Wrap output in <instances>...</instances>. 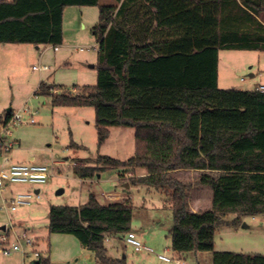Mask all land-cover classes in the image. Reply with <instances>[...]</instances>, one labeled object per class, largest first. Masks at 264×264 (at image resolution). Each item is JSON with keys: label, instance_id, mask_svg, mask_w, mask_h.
<instances>
[{"label": "trees", "instance_id": "obj_1", "mask_svg": "<svg viewBox=\"0 0 264 264\" xmlns=\"http://www.w3.org/2000/svg\"><path fill=\"white\" fill-rule=\"evenodd\" d=\"M114 2L0 0V43L59 47L65 10L99 7L96 85L67 91L40 83L36 94L53 107L93 108L99 149L111 128L134 129L135 153L126 161L99 155L94 164L79 162L74 175L93 180L107 169L124 168L121 177L143 170L127 183L170 194L174 252H212V264H264V255L214 251L218 228L264 216V92L219 87L221 51L264 53V0ZM12 115L6 111L0 122ZM188 171L192 181L180 177ZM195 188L212 190L210 209L192 212ZM134 210L131 198L102 205L90 195L80 206H50L48 230L76 237L103 264H122L105 240L120 243L132 232ZM40 255L37 264H50Z\"/></svg>", "mask_w": 264, "mask_h": 264}, {"label": "rangeland", "instance_id": "obj_2", "mask_svg": "<svg viewBox=\"0 0 264 264\" xmlns=\"http://www.w3.org/2000/svg\"><path fill=\"white\" fill-rule=\"evenodd\" d=\"M114 3V0H101L103 5ZM98 21L99 7L68 8L63 24V44L58 51L51 45L37 50L36 46L29 44L0 43V116L12 109L24 119V123L10 126L11 139L16 141V145L6 152V156L12 163H56L55 177L46 184H11L3 192L0 191V249L11 246L16 243V236L27 233L29 237L37 236L38 249L44 258H50V264H103L92 252L84 249L76 237L49 233V208L85 204L90 195H95L102 204L120 202L118 197L126 199L128 195L135 207L132 230L142 245L152 249L153 253L136 251L126 244L125 238L120 243L111 239L106 245L113 258L119 259L122 264H212V252L177 253L172 250L170 230L173 213L168 192L147 185L130 186L128 183L125 184L130 188H124L118 176L125 171L124 168L104 170L98 174L100 177L97 175L89 183H81L74 175L73 167L77 163L94 164L99 155L120 160H128L134 155L132 128H112L110 138L99 149L93 108L53 107L48 97L36 94L40 83L63 86L67 91L74 86L96 85L99 47L92 28ZM7 46H25L23 48H28L29 52L18 58L3 49ZM219 61L221 89L254 91L264 85L263 52L221 51ZM33 67H47L48 70H34ZM249 74L255 76L251 78ZM53 92L61 91L54 89ZM4 117L0 123L4 122ZM32 118L35 123L30 122ZM72 142L81 148L71 147ZM3 158H0V164H3ZM131 173L127 182L139 177V172ZM180 177L192 181L195 173L183 172ZM36 189L41 190L39 198H35L30 206L15 212L5 210L4 207L9 206L16 194L34 193ZM212 199V190L195 188L189 197L191 210L210 209ZM4 226L7 227L5 231L2 230ZM3 237H7V242L2 241ZM214 251L264 255V216L248 217L237 227L218 228ZM158 255H166L173 261H161ZM0 264L29 263L28 260L23 262L21 252L5 255L0 250Z\"/></svg>", "mask_w": 264, "mask_h": 264}, {"label": "built area", "instance_id": "obj_3", "mask_svg": "<svg viewBox=\"0 0 264 264\" xmlns=\"http://www.w3.org/2000/svg\"><path fill=\"white\" fill-rule=\"evenodd\" d=\"M55 51L59 50V47H54ZM83 51V49H80ZM34 70H48L47 67L44 68H37L33 67ZM259 91L264 92V85L259 86ZM31 123H35V120L32 118L30 120ZM17 123H24V119L18 113H13L10 120L6 123H0V149L4 150L5 152L11 151L16 142L13 141L12 132L10 131V126L15 125ZM3 162L5 164L9 163L8 157L2 156ZM1 158V157H0ZM56 163L52 161L50 165H35L32 162L28 164H13L9 167H0V191L3 192L7 185L11 184H29L33 186H41L46 183L52 178L55 177V167ZM39 193H18L16 194L9 203V206H5V210L15 212L21 207L30 206L32 201L35 198H39ZM7 229V227H6ZM110 238H106V242H110ZM3 242H7V237L2 238ZM22 241L24 243H22ZM125 242L127 245L134 247L136 251L147 250L153 253V250L147 248L142 245L140 240L137 238V235L134 232H130L125 237ZM35 247V241L29 238L26 234L22 236H16V243H13L11 247L0 249L5 255H9L12 252L20 251L22 254H25V249H33ZM34 258L38 260L40 258V253L37 251H33ZM159 259L164 262H172L173 259L169 258L166 255H158Z\"/></svg>", "mask_w": 264, "mask_h": 264}, {"label": "crops", "instance_id": "obj_4", "mask_svg": "<svg viewBox=\"0 0 264 264\" xmlns=\"http://www.w3.org/2000/svg\"><path fill=\"white\" fill-rule=\"evenodd\" d=\"M67 10L68 9H66L65 10V12H64V17H63V24H64V21H65V16H66V12H67ZM262 21H263V23H264V16L262 17V19H261ZM82 26H84V24H82ZM63 28H64V25H63ZM6 47V46H5ZM5 47H3V49H6L7 51H10L11 52V54L12 55H14V56H16V57H18L19 58V56L22 54V55H25V53H28L29 52V50H28V48H23V47H25V46H7L8 48H5ZM19 48V49H18ZM37 50L39 49V47H37L36 48ZM221 53V52H220ZM220 55V54H219ZM219 64H220V61H219ZM255 76V75H254ZM219 83H220V74H219ZM259 88V87H258ZM258 88H256V90H258ZM12 110V109H11ZM111 130H112V128H111ZM111 132V131H110ZM133 134H134V153H135V131H134V129H133ZM111 136V135H110ZM16 142V141H15ZM107 142V141H106ZM106 144V143H105ZM104 144V145H105ZM103 145V146H104ZM8 157V159H9V163L8 164H5L4 162H3V164L1 163L0 164V167H9L10 165H13V164H20V163H12V160L10 159V157L9 156H7ZM117 159V158H116ZM32 161L34 160V158H32L31 159ZM118 160H120V159H118ZM121 161H126V160H121ZM78 164V163H77ZM136 172L138 173L139 172V174H138V176L139 177H142V176H144L145 175V172L143 171V170H140V169H137L136 170ZM121 174L122 173H119V182H120V184H122L123 186H124V188H126V189H129L130 188V186L128 185V184H125V183H127V180H128V177H131L132 176V173L131 172H129V173H125V175L123 176V177H121ZM80 181H81V183H89V182H92V180H82V179H79ZM128 186V187H127ZM36 193L38 192L39 193V191L41 192V190L40 189H36V190H34ZM27 193V192H26ZM105 197H107L108 199H110L111 198V196L110 195H105ZM123 197V196H122ZM118 197V198H120L118 201H122V200H124L125 199V197ZM117 198V199H118ZM126 198H131L130 196H126ZM89 200V199H88ZM98 200V199H97ZM99 201V200H98ZM120 201V202H121ZM115 202H117V201H109V204L110 203H115ZM100 204H102L101 202H99ZM86 204V203H85ZM80 205H83V204H79L78 206H80ZM102 205H108L107 203L106 204H102ZM192 212H197V209H193V211ZM48 222H49V220H48ZM4 228V229H3ZM2 230H6V226H4V227H2ZM27 230V229H26ZM132 232H134L133 230H132ZM26 235H27V233H25ZM29 237V236H28ZM29 238H31V239H33L34 241H35V247L32 249H29V248H26L25 249V254H22V256H23V262L24 263H26L27 262V260H28V263L29 264H37V260L34 258V255H33V251H37V252H39V253H41L42 251L41 250H39L38 249V246H39V241H38V238H37V236L36 235H34V237H29ZM9 247H11V246H9ZM9 247H6V248H9ZM3 249H5V248H3ZM17 252H20V251H17ZM17 252H14V253H17ZM13 253V252H12ZM11 254V253H10ZM179 260V259H178ZM162 261V260H161Z\"/></svg>", "mask_w": 264, "mask_h": 264}, {"label": "water", "instance_id": "obj_5", "mask_svg": "<svg viewBox=\"0 0 264 264\" xmlns=\"http://www.w3.org/2000/svg\"><path fill=\"white\" fill-rule=\"evenodd\" d=\"M249 77L253 78L254 75H253V74H249ZM7 112L10 113V112H11V109H8ZM98 177H100V176L98 175ZM127 187H128V186H127ZM37 193H38V192H37ZM243 227H247L246 224H243ZM3 229H4V228H3Z\"/></svg>", "mask_w": 264, "mask_h": 264}]
</instances>
